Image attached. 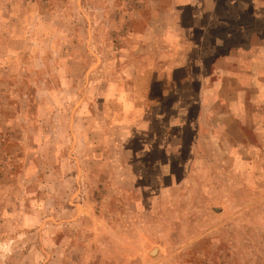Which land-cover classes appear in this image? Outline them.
<instances>
[{
    "label": "rangeland",
    "instance_id": "1",
    "mask_svg": "<svg viewBox=\"0 0 264 264\" xmlns=\"http://www.w3.org/2000/svg\"><path fill=\"white\" fill-rule=\"evenodd\" d=\"M187 2L0 0V264H264V123L223 131L225 146L258 144L256 159L191 157L195 130L162 137L178 99L155 115L164 87L139 73L170 48L164 11L184 13L183 31ZM123 90L147 91L148 110L122 115L106 96Z\"/></svg>",
    "mask_w": 264,
    "mask_h": 264
},
{
    "label": "crops",
    "instance_id": "2",
    "mask_svg": "<svg viewBox=\"0 0 264 264\" xmlns=\"http://www.w3.org/2000/svg\"><path fill=\"white\" fill-rule=\"evenodd\" d=\"M31 1L13 0V9L22 2L29 7L26 12H30L33 9L29 3ZM187 6L188 25L183 27V31L180 27L184 13L177 9L164 11L175 15L166 21L169 32L161 34L171 42L170 48L158 45L160 49L153 50L154 57L149 66H141L143 70L139 72L155 76L153 79L156 78L161 82L160 87H164L159 89L160 94L156 97L161 100L154 101L155 115H166L165 108L168 107L164 105L168 95L178 99L168 111L175 116L163 127L162 137L167 138L174 127L195 130L188 139L189 156L194 155L193 148L200 146V151L205 152L204 146H208L213 149L211 155L219 154L224 161H232L227 159L228 156L237 162H249L257 158L258 151H262L257 147L258 144L253 146L240 141L225 146L223 137L226 135L223 131L230 126L228 120L240 123L238 120L253 119L256 123L259 120L262 125L264 123L263 116L258 118V115L264 114V0H188ZM26 12L25 18L33 17V13ZM61 13H65V10ZM15 16L19 15L13 11ZM155 44L158 43L155 41ZM149 52L145 49L140 51V55H149ZM162 52L165 56L170 55L169 61L158 60V56L165 58ZM142 63L131 66L138 70ZM136 65L138 68H135ZM163 65L169 70V78ZM178 70H184L181 77L174 75V71L176 73ZM124 90L123 93H112L106 97L120 100L118 103L122 115L140 117L148 110L142 101L149 97L147 91L136 93ZM209 99L214 100L215 106L212 108L208 105ZM183 100L185 104H182ZM193 103L197 105L195 114H200L195 120L187 117ZM174 139L171 144H167L179 150L183 140ZM166 142H155L154 145L162 147L166 146ZM172 148L164 154H169ZM202 156L204 158L205 155ZM207 156L210 157L209 154Z\"/></svg>",
    "mask_w": 264,
    "mask_h": 264
}]
</instances>
